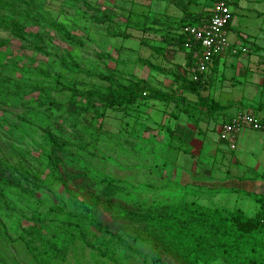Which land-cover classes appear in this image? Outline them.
<instances>
[{
    "label": "rangeland",
    "instance_id": "obj_1",
    "mask_svg": "<svg viewBox=\"0 0 264 264\" xmlns=\"http://www.w3.org/2000/svg\"><path fill=\"white\" fill-rule=\"evenodd\" d=\"M23 1L15 11L0 7V38L8 42L0 51V162L16 167L17 176H22L19 187L0 194V260L38 264L20 237L28 225L24 214L44 216L49 207L70 205L69 197L76 196L123 241L110 242L106 256L95 255L77 241L66 258L54 260L56 264H156L158 256L161 264H178L154 244L136 240L133 224L122 218L145 204L185 199L184 188L172 187L163 176L162 163L170 166L175 157L171 147L178 141L172 142L156 129L159 119L139 110L135 116L110 109L104 117L90 113L75 119L66 108L69 94L54 89L57 79L86 88L103 83L96 74H113L122 80L130 71L153 85L163 84L168 76L136 63L137 58L153 55L147 45L161 41L162 27L141 32L135 26L143 21L151 24L153 0ZM12 20L20 23L21 35L10 24ZM54 24L64 25L83 45L66 42ZM107 29L132 38L113 37ZM40 87L53 88V99L60 104L43 101ZM48 131L67 140L61 151L52 150ZM37 169L40 180L30 175ZM107 178L122 187L108 199L110 211L102 203L93 204L89 196L100 192ZM33 181L40 185H31Z\"/></svg>",
    "mask_w": 264,
    "mask_h": 264
},
{
    "label": "trees",
    "instance_id": "obj_2",
    "mask_svg": "<svg viewBox=\"0 0 264 264\" xmlns=\"http://www.w3.org/2000/svg\"><path fill=\"white\" fill-rule=\"evenodd\" d=\"M24 3L23 0H0V7L17 10ZM146 17V16H145ZM209 13L187 22V24L207 20ZM146 22H137L136 29L147 32L160 25L159 18H153L150 25ZM16 33L21 35L23 29L19 22H10ZM61 31L66 42L75 45H83V42L72 34L62 24H54ZM109 29V28H108ZM113 37L129 38L126 32L108 30ZM166 31L161 41L168 47H172L186 53L187 69L195 66L200 55L199 43L193 41L190 49L185 43L188 35L179 32ZM107 34V33H106ZM143 43V41H142ZM8 42L0 38V51ZM152 50L162 52V47L149 44ZM218 56H215L213 61ZM140 63L163 74H172L174 83L178 84L176 90H163L154 87L147 79L135 74H128L124 79L118 80L113 74H96L103 83L81 88L78 82L65 83L56 80V90H63L69 94L66 108L70 116L79 118L82 115L93 113L96 117H104L108 110H121L125 115H134L138 107L148 100H159L165 103L173 102L188 116L197 118L196 114L203 110L205 116L213 115L222 107L209 96L201 94L205 89V73H200L193 80L180 72H170L164 66L153 63L148 59H140ZM1 64V53H0ZM63 65L68 70V63L63 60ZM85 74L91 75L89 72ZM95 75V74H94ZM59 87V88H58ZM43 101L49 99L50 103L59 105L58 99H53L54 89L40 87ZM188 94L197 96L196 101H190ZM171 136L173 134L169 133ZM48 142L54 152L62 150L64 138L58 139L51 131L47 132ZM18 170V171H17ZM20 170L7 162H0V194L7 189L19 187L21 177L17 176ZM27 174V172H25ZM24 174V173H23ZM36 180H40V171L30 172ZM25 180L28 181L26 175ZM31 181V180H30ZM39 186V182H30ZM114 179L107 178L105 185L98 193H90L93 204L102 203L106 210L112 209L108 200L121 189ZM69 204L54 205L46 209L45 215L39 213L27 215V227L20 235L26 249L38 264H56L55 259H64L68 251L80 241L91 248L95 255L106 256V249L110 242H122L119 234L110 231L93 215L92 207L77 198L69 197ZM37 213V212H35ZM122 218L134 226V237L154 244L165 255L174 257L178 264H211L221 260L225 264H264V215L256 214L250 217L240 208L227 209L216 206L200 204L196 201L180 200L176 202H153L138 208L135 213L124 214ZM102 235L97 236L91 229ZM91 238L93 240H91ZM124 244H127L124 236ZM156 264H161V258H155ZM0 264H4L0 260ZM163 264V263H162Z\"/></svg>",
    "mask_w": 264,
    "mask_h": 264
},
{
    "label": "crops",
    "instance_id": "obj_3",
    "mask_svg": "<svg viewBox=\"0 0 264 264\" xmlns=\"http://www.w3.org/2000/svg\"><path fill=\"white\" fill-rule=\"evenodd\" d=\"M210 1L153 0L151 16L159 18L161 23L154 26L162 27V35L166 31L179 33L187 22L209 13ZM232 11L228 27L231 49L210 65L205 75V89L201 91L222 108L208 116L201 110L197 118H193L173 102L148 100L138 110L159 119L156 129L169 136L172 142L178 141L171 147L175 157L170 166L162 163L163 176L172 187L184 188L185 201L240 208L254 217L258 213L264 215V129L245 126L227 139H221L220 128L235 114L246 110L264 122V0H238ZM204 21L203 18L193 24ZM151 44L162 47V52L149 47L153 55L137 58V64H142L140 59H148L170 72L188 77L184 51L168 47L162 41ZM236 48L238 50L234 51ZM156 73L168 79L160 85L152 84L154 87L176 90L178 84L174 83L172 74ZM128 74L145 78L134 71ZM187 98L197 100L194 94H188Z\"/></svg>",
    "mask_w": 264,
    "mask_h": 264
},
{
    "label": "built area",
    "instance_id": "obj_4",
    "mask_svg": "<svg viewBox=\"0 0 264 264\" xmlns=\"http://www.w3.org/2000/svg\"><path fill=\"white\" fill-rule=\"evenodd\" d=\"M237 1L211 0L207 20L200 24H187L182 28V32L188 35L186 48L190 49L193 41L201 47L199 58L189 72L191 79L196 80L200 73L207 72L215 56L223 55L231 49L228 27L233 17L232 6ZM245 126L264 129V122L250 111L239 112L222 124L220 138L227 139Z\"/></svg>",
    "mask_w": 264,
    "mask_h": 264
}]
</instances>
